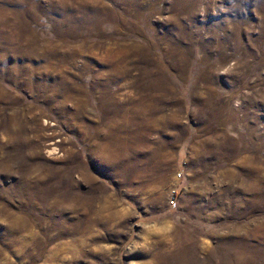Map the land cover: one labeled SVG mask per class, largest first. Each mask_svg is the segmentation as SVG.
<instances>
[{"label":"rangeland","instance_id":"1","mask_svg":"<svg viewBox=\"0 0 264 264\" xmlns=\"http://www.w3.org/2000/svg\"><path fill=\"white\" fill-rule=\"evenodd\" d=\"M0 264H264V0H0Z\"/></svg>","mask_w":264,"mask_h":264},{"label":"built area","instance_id":"2","mask_svg":"<svg viewBox=\"0 0 264 264\" xmlns=\"http://www.w3.org/2000/svg\"><path fill=\"white\" fill-rule=\"evenodd\" d=\"M179 177H181V175H179ZM176 196H177V192H174V194L172 195L171 200H170L171 205L175 204Z\"/></svg>","mask_w":264,"mask_h":264}]
</instances>
